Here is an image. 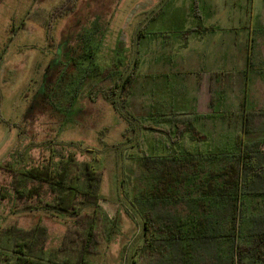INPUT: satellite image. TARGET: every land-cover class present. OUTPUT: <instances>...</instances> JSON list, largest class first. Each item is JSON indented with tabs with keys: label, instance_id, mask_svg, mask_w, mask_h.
<instances>
[{
	"label": "rangeland",
	"instance_id": "1",
	"mask_svg": "<svg viewBox=\"0 0 264 264\" xmlns=\"http://www.w3.org/2000/svg\"><path fill=\"white\" fill-rule=\"evenodd\" d=\"M234 1L211 0V5L227 11ZM61 2L0 0V193L8 192L0 199V264H9L4 253L11 252L14 245L8 230L11 227L46 226L45 256L49 257L62 244L72 223L68 216L43 209L45 202L36 197L29 203L33 210L42 208V212L20 210L9 184L21 175L12 178L2 165L11 163L22 171L52 154L57 161L68 153H74L80 162L90 161L101 172L100 205L82 211L91 214L96 210L98 214L99 243L88 254L86 264H150L155 256L144 246L143 218V211L149 208L141 204L140 193L149 192L152 178L142 162L152 155L150 145L159 132L155 128H162L150 117L164 107L169 109L164 104L172 96L166 88H157L167 80L173 87L187 80L188 97L192 98L202 76L219 74L226 83L223 103L216 107L219 117L203 119L197 125L218 143L240 129L242 110H264V64L240 69L224 60L215 67V45L190 44L184 49L186 38L178 35L182 30L189 33L193 19L208 11L206 0H77L74 12L57 17L52 11ZM263 7L257 0L255 12ZM170 13L180 17L184 27H174L177 33L165 35L168 26L161 19ZM183 15H187L185 20ZM95 24L98 29H94ZM88 29L96 30L95 63L105 69L107 76L103 79L100 74L83 76L75 66L73 58L82 59L84 51L79 33ZM236 39L234 59L239 60L242 37ZM192 45L202 50L193 62ZM193 53L195 57L197 51ZM157 55L160 60L156 61ZM88 64L91 66V62L84 66ZM119 72V81L128 85L118 92L120 101L115 107L104 93ZM255 80L258 85H254ZM259 135L264 137V131L250 136ZM26 183L23 179L27 187ZM180 189L184 192L186 187ZM44 199L49 200L47 193ZM165 208L184 211L186 204L159 205L151 210ZM65 258L68 264H77L76 253H55L54 260L61 264H65Z\"/></svg>",
	"mask_w": 264,
	"mask_h": 264
},
{
	"label": "trees",
	"instance_id": "2",
	"mask_svg": "<svg viewBox=\"0 0 264 264\" xmlns=\"http://www.w3.org/2000/svg\"><path fill=\"white\" fill-rule=\"evenodd\" d=\"M76 2L62 0L52 14L59 17L74 12ZM94 29H98L96 24ZM95 32L88 29L79 33L83 58L73 59L83 76H107L105 69L95 63ZM86 62L91 66H84ZM115 77L104 98L116 107L120 101L117 94L125 91L128 83L119 81L121 72ZM218 117L211 111L160 112L150 117L155 126L162 127H153L159 132L150 145L152 155L142 162L152 178L149 192L140 193L141 204L149 208L143 211V218L144 246L155 256L150 264H264V137L250 136L264 131V110H242L240 129L215 143L194 125ZM2 167L12 178L21 175L9 184L20 210H33L29 200L36 197L45 202L43 209L72 219L62 244L49 257L45 256L46 226L38 223L30 228L11 227L8 230L14 245L11 252L4 253L6 262L61 264L54 260L55 253L72 251L77 254V264H86L88 254L99 243L98 214L96 210L91 214L82 211L100 205L101 172L90 161H78L74 153L57 161L52 154L22 171L11 163ZM182 185L186 187L184 192L180 191ZM7 195L1 191L0 199ZM177 202L186 204V209L151 210ZM63 262L68 264L69 259Z\"/></svg>",
	"mask_w": 264,
	"mask_h": 264
},
{
	"label": "crops",
	"instance_id": "3",
	"mask_svg": "<svg viewBox=\"0 0 264 264\" xmlns=\"http://www.w3.org/2000/svg\"><path fill=\"white\" fill-rule=\"evenodd\" d=\"M259 1H262L264 5V0ZM256 2L257 0H235L232 7H230L227 11H225V9L220 11L219 8L212 7L211 0H206L207 4H205V6L209 8L208 11L203 14H196L197 16L193 19L192 30H190L189 33L183 30L182 33H179L181 34L178 35L179 37L182 36L183 38H186V40H183L182 46H184V49L187 50L190 44H197L201 47L203 44H206L204 47L208 45H215L216 47L214 51L217 53L215 57V63L213 64L215 67H219L220 65L218 64V61L221 63L224 60H226L230 66L240 69L248 67L250 69L257 66L256 63L263 65L264 9L256 13L254 9ZM186 16L187 15H183L181 18L185 20ZM179 18L180 17H176L171 13L169 16L166 15L164 18H160L165 26H168V28L165 29V31H168L165 35H171V31L172 33H177L178 30L174 27H184ZM204 20L206 21L205 23H203ZM208 37L212 39L208 40ZM239 37H242L240 50L241 58L239 60H235L234 52L237 49L238 44L236 38ZM193 45L191 56L189 55L191 59L194 58L191 60L192 62L195 60V58L197 59L199 57L198 54L201 50ZM256 45L257 58L255 59L253 56V51ZM193 51H197V55H195V57ZM214 51L212 53H214ZM155 60H160V55L155 56ZM168 60H172V58H169ZM237 63H239V65H237ZM262 69H264V67H262ZM244 82L245 81L243 78L241 83L243 84ZM190 83L192 84V82ZM253 83L254 85L259 84L258 80H255ZM170 84V80H167L163 84H160L161 86L157 88L158 91L160 89H163L161 91H164L166 88L167 91H170L172 94V96L168 97L170 98V102L164 104L166 107L168 105L169 109L164 107V110L161 112L185 111L192 113L211 111L219 115V113L216 111V107L219 103H223L226 85L224 79H221L219 74L211 72L205 77L202 76L200 80L196 82L197 92L192 98L188 97L187 89L189 83L187 80L180 82V85L177 87L170 86ZM256 90L257 88H255V91ZM177 93H180V95ZM198 100L202 101L200 105L198 104ZM201 121L202 120L196 123V127ZM197 129L202 131L198 127ZM41 209L42 208H40V210L35 209L29 212H42L43 210Z\"/></svg>",
	"mask_w": 264,
	"mask_h": 264
}]
</instances>
